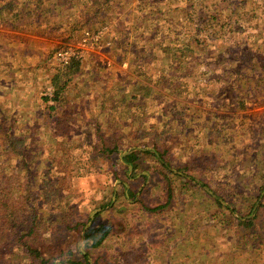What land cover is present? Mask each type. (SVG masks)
Segmentation results:
<instances>
[{
  "label": "rangeland",
  "instance_id": "obj_1",
  "mask_svg": "<svg viewBox=\"0 0 264 264\" xmlns=\"http://www.w3.org/2000/svg\"><path fill=\"white\" fill-rule=\"evenodd\" d=\"M92 1L0 13V123L26 135L37 155L31 186L28 170L0 149V181L12 182L13 205L38 190L51 157H69L71 145L81 154L71 183L63 181L66 196L45 202L41 190V201H31L41 220L33 234L32 217L1 221L0 264H75L84 255L87 264H264V0ZM190 8L201 32L185 64L189 80L181 91L165 89L161 81L180 74L166 69L189 41L194 24L183 28L177 19ZM69 47L83 56L60 66L56 56ZM74 61L81 72L71 76L70 93L80 126L65 139L44 98L54 103L51 79ZM98 123L104 143L95 140ZM144 124L171 155L131 145L108 159L111 151L94 149H110L114 134L133 136L128 130ZM137 150L144 152L134 173L126 156ZM162 164L174 187L161 182ZM253 201L244 217L254 223H240L237 209L247 212ZM104 222L113 234L94 247L89 227Z\"/></svg>",
  "mask_w": 264,
  "mask_h": 264
},
{
  "label": "trees",
  "instance_id": "obj_2",
  "mask_svg": "<svg viewBox=\"0 0 264 264\" xmlns=\"http://www.w3.org/2000/svg\"><path fill=\"white\" fill-rule=\"evenodd\" d=\"M48 0H0L2 2V5L0 7V13L5 14H11L14 13L15 15L19 16L22 11L26 10L27 8L28 12L30 13L31 9H33L35 6H37L38 13L42 14V6L45 4V2ZM119 0H93V4H98L100 6L110 5L112 3H116ZM18 6V7H17ZM19 8V9H18ZM31 14V13H30ZM179 18L177 19L178 23L180 25L183 24V28H187L189 26H192L191 24H194L190 29L189 33V41H186L182 48H176L173 51L174 59L167 67L166 71H168V74H172L173 71H177L179 76L177 79L170 80H162L160 86L162 88H168L172 90H178L181 91L182 86L188 83L189 76L187 77V72H189V67H187L185 64L189 62L191 58H193V49L194 44L198 42L196 38H200V32L201 29L198 28V23L200 20V17H198V12L192 8L188 9L186 14L179 15ZM196 25V27H195ZM174 28V27H172ZM170 28V30H172ZM186 34H188L187 31H182ZM188 38V37H187ZM160 43L156 42L152 45V49L156 51L160 45ZM179 69V70H178ZM81 72V64L79 61H74L72 63L67 71V74L64 72H57L53 75V78L51 79L52 84L55 86V93H54V103L49 104L48 98L45 97L47 103V111H51L52 114L58 115L57 121L54 120L55 123H58V131H61L64 135V138L66 139L68 134H71L72 132H75L79 128L80 124L78 123V119L74 117L76 114H78L77 104H79V101H77L73 95L70 93V84L72 81L71 76H77L78 73ZM182 73V75H181ZM181 75V76H180ZM177 76V75H176ZM231 81L235 80V77L230 78ZM160 80V78L158 79ZM170 82L172 85H174L172 88H170ZM169 85L167 87H164V85ZM157 90V89H155ZM157 93H162L161 90H158ZM156 94V93H155ZM152 98H154V92L151 95ZM175 105H171L169 107L170 111L175 113ZM177 112V111H176ZM189 111L187 110V113ZM134 126V125H132ZM144 126V127H143ZM142 128H130L128 131L129 134L134 133L133 136H127L125 134L122 136V134L117 136V134H114V137H116V142H114L110 149H107L108 147H100L98 143L94 144V149L98 150L100 153L105 152L109 153L111 151V154L109 155L108 159H112V156L114 153H116L118 150H120L123 146H145L149 147L152 146L156 149H158L159 153L161 154L162 158H165V156L171 155V147L170 145L166 144L167 147H165L164 143L165 141L163 139L159 138V134L157 133V130L154 129L152 125H143ZM102 124L98 123L97 130L95 132V140L98 142V140L102 141L104 143L107 135L104 134V128H102ZM0 132H3V136L0 137V149L2 153L5 156H8L11 159L17 160L20 165L22 166V169H27L29 172L28 182L27 184L33 185V168L32 165L36 164L37 155L33 153V151L29 148V145L26 140V135H19L16 131L15 127L13 126H6L3 123H0ZM139 132V133H138ZM138 133V135H137ZM128 134V135H129ZM155 134V136H153ZM22 136V137H20ZM72 146V152L69 153V157H66L62 155V157H51V166H49L47 172L44 173V180L39 186L38 190L31 191V186L29 185L28 191H31L32 196H24L23 201L20 206L13 205L11 198H9V194H11V184L12 182L9 181L8 183L6 181L2 182L0 181V223L1 221L3 223L9 224L11 221V218H13L15 221L21 219H28L31 218L32 222L27 226L28 228V234H33L36 231V228H39L40 225V217H38V205L32 204L31 201H41L40 196L42 195L41 190H45L46 196L43 198V201L48 202L49 197L51 195H62L66 196L65 192L66 190L63 189V181L68 180L72 181V177L74 176L78 170L79 167L77 166L76 162H79L77 156L80 157V151L79 153H76L74 151V146ZM109 146V145H106ZM79 150V147L77 148ZM88 148L86 147V150ZM108 150V151H105ZM144 151L137 150L134 151L126 156L128 161L133 164V172L140 168V164L138 162V158L140 156L139 153H142ZM70 159V160H69ZM74 160L76 162H74ZM163 169L165 170L167 165L162 164ZM76 171V172H75ZM161 175V182L168 186V183L170 187H174L170 175H174L171 171L166 169V172L160 171ZM135 176V175H134ZM175 176V175H174ZM177 177H181L178 175ZM187 179V178H186ZM166 186V187H167ZM70 188V187H69ZM68 188V190H69ZM169 189V187H167ZM193 188V187H192ZM67 189V188H66ZM26 190V189H25ZM172 190V189H171ZM45 193L43 195H45ZM172 195V192L170 193ZM169 194V196H171ZM213 197V196H212ZM216 203L220 207H224L225 203L221 199V197H218L215 195L213 198ZM225 200V199H224ZM253 201L250 203L251 205L248 207L247 212H245L241 207L240 209H237L240 211V215L243 216V219L237 217V220L242 224H253L254 219L253 218H247L244 217L245 215H249L253 207L255 205ZM20 204V203H19ZM243 205V203H242ZM242 210V211H241ZM19 222V221H18ZM90 236L94 239L93 246L99 247L106 238H108L110 235L113 234V226L107 223L99 224L98 226H90L89 227ZM1 240L2 237L0 236V246H1ZM155 245H157L155 243ZM31 250V248H30ZM36 251V250H35ZM85 262H79L75 264H87L88 259L84 255Z\"/></svg>",
  "mask_w": 264,
  "mask_h": 264
},
{
  "label": "built area",
  "instance_id": "obj_3",
  "mask_svg": "<svg viewBox=\"0 0 264 264\" xmlns=\"http://www.w3.org/2000/svg\"><path fill=\"white\" fill-rule=\"evenodd\" d=\"M82 56H83V48H81V47H77V48L69 47L65 51L59 52L58 55L56 56V58L58 60V64L60 66H64V65L68 64L72 58H74V57L80 58Z\"/></svg>",
  "mask_w": 264,
  "mask_h": 264
},
{
  "label": "crops",
  "instance_id": "obj_4",
  "mask_svg": "<svg viewBox=\"0 0 264 264\" xmlns=\"http://www.w3.org/2000/svg\"><path fill=\"white\" fill-rule=\"evenodd\" d=\"M130 168H131V166H130Z\"/></svg>",
  "mask_w": 264,
  "mask_h": 264
},
{
  "label": "water",
  "instance_id": "obj_5",
  "mask_svg": "<svg viewBox=\"0 0 264 264\" xmlns=\"http://www.w3.org/2000/svg\"><path fill=\"white\" fill-rule=\"evenodd\" d=\"M131 168H132V166H131Z\"/></svg>",
  "mask_w": 264,
  "mask_h": 264
}]
</instances>
